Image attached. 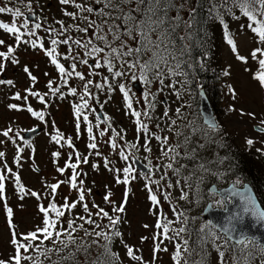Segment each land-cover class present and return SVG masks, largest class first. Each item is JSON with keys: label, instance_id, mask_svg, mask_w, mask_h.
Returning <instances> with one entry per match:
<instances>
[{"label": "snow or ice", "instance_id": "obj_1", "mask_svg": "<svg viewBox=\"0 0 264 264\" xmlns=\"http://www.w3.org/2000/svg\"><path fill=\"white\" fill-rule=\"evenodd\" d=\"M18 2L24 5V8L35 20H41L40 17H36L34 14L32 0H26V2L25 0H18ZM204 2L205 0H59L61 5L71 6L74 9V11H68L67 7L63 9V15L68 17L72 23L56 20L55 24L59 27L49 25L44 28L50 40V47H45V44L40 42L41 38L36 35L37 30L42 27L41 22L33 23L30 27L29 19L25 18L21 27L26 32L21 33L15 18L25 15L23 9L7 5L0 6V14L10 13L13 18L11 25L0 22V29L7 34H13L17 44H30L33 49L39 48L44 51L45 56L50 59V63L55 66L60 74L64 85H68L69 78L73 76L84 82L83 92L80 94L81 103L73 107L77 117L78 135L81 116L83 122L87 124L89 140L92 141L87 145L89 149H97L96 137L92 134V124L89 122V116L84 114V110L89 108V99L95 98L94 94L90 92V86H94L97 91L105 90L108 93L118 88L123 94L127 109L131 111L132 116L136 117L137 132L144 134V143L139 147L151 153V140L154 139L159 142L160 157H157V159L166 158L169 161L166 164L154 166L158 170L165 169L158 180H153L150 175L143 174L147 181L145 187L149 192V199L153 205H160L161 201L158 200L157 194H154L153 188L149 185L159 187L162 181H167L164 185L165 189L179 187V199L189 200V194L184 191V188L191 189L194 178L199 193V186L204 183L205 174L217 177L223 175L213 171L209 166L211 162L206 161L200 155V149H203L205 144L194 141L197 133H201L203 138H207L208 132L217 131L219 125L213 118L207 117L204 120V127L193 126L192 122H188L181 128L177 124V120L169 117V109H165L163 117L170 120L166 123L165 128L171 135L162 136L150 132L149 125L143 123L141 117H147L149 120L153 119L151 113L155 109V94L150 91L144 92L142 95L147 107L140 111L135 110L133 108L131 87L120 82V78H130L132 82L140 81L146 87L156 81L162 86L159 91H162L163 87L175 88V84L180 83V81H173L165 85V80L178 75L187 77L186 72L180 71L181 62L176 55L177 40L181 42L179 52L183 55L190 46L184 42H190L193 39V29L198 23L197 8L203 7ZM207 2L209 4L207 8L209 18L219 20L223 24L224 36L234 53L237 52V46L233 41L232 34L228 31V24L224 20L225 15L236 20L246 18L248 21L247 28L258 37V42L264 45V0H219V2L217 0H207ZM193 3L196 6H192ZM237 10L240 13L239 16L236 15ZM184 11H187V19L181 15ZM172 13L175 14L172 15ZM181 27L184 29V35L178 34ZM241 28H244V25H241ZM73 33H79L80 35L76 36ZM22 35L35 37V39L22 41ZM0 45H5L3 39H0ZM61 45L66 47L65 53L58 52ZM14 51L15 49L12 46H7L6 52L0 51V58L10 60L13 65H16L19 61L12 56ZM258 54L264 55V47L254 49L252 58L256 60ZM60 56L63 57L65 62L69 60L73 62L66 66L58 59ZM237 58L242 61L246 59L243 56H237ZM77 62L89 68L87 76H101L102 82L94 83L84 73L77 71ZM258 64L260 71L256 73L254 78L259 81L261 86H264V59H258ZM188 66L191 67V65ZM5 67L4 63H0V72L4 71ZM68 68L71 70H67ZM98 69L106 70L109 75H102L101 71H96ZM24 71L29 74L33 82L36 81V77L31 75L27 66L24 67ZM224 74L227 75L228 73L225 72ZM3 84L12 85L13 81L0 79V85ZM47 86L53 96L59 93L61 98L64 97L61 89L54 87L51 80H49ZM25 91L30 96L39 97L41 103H44L45 96L30 89ZM68 94L77 95V89L69 87ZM177 95H179L178 91ZM13 98L26 101L28 97H22L17 92ZM8 107L13 110H22L15 103L9 104ZM27 111L39 120L44 121L43 112L33 111L31 107H28ZM92 111L94 112L95 109H92ZM180 113L181 109L177 108L176 114L179 116ZM96 120V127L99 128L100 117L97 116ZM108 121L109 117L104 116L103 122L107 123ZM156 127L161 132L165 131V128H161L159 124ZM110 129L112 133L110 138L111 147L117 149L120 146L114 137L118 136L120 140H124V136L112 129L110 124L100 130L99 135L101 137L105 136V133ZM11 131L12 129L9 128L3 131L2 135L9 137ZM258 131L264 133V128L258 129ZM51 139L59 144L64 138L57 131ZM246 142L249 145L254 143L252 139H248ZM0 143H3V141H0ZM64 143L69 148L73 147L70 137ZM126 146L131 149H138V145L135 143L127 144L126 142ZM20 151L22 150L17 149L15 158L17 162L20 159ZM257 151H262V149H257ZM95 154L99 156L100 152L97 151ZM58 155L59 153H53V156ZM119 155L123 160L128 159L123 150L120 151ZM4 156L5 153L0 151V158ZM69 160H71V156H69ZM181 161H187V163ZM81 162L87 164L89 158L88 156H81L77 152L76 162L65 165V168L72 169V175L66 182L70 184L72 189L78 190V199L69 202L68 198L65 197L64 203L60 206H57L54 202H50L47 207L41 205L39 211L43 213L42 226H37L35 230L19 235L12 230L10 243L13 246L14 254L10 255L7 260L0 259V264H22V261H27L28 264H45V262L47 264H123L120 256L112 248L115 238L122 235L117 230L121 217L110 215L108 211L95 203L89 207V204L85 202L84 181L79 180V188L77 184V177L80 175L77 168ZM108 163L106 159L105 167L108 166ZM189 164L192 167H189ZM149 165H151V160H149ZM149 165H145V167L151 173L152 167H149ZM92 167L95 169L97 165L93 164ZM3 168L7 170L8 175L14 177L15 187L20 194V199L23 200L24 196L29 193L21 183L20 176L13 172L6 163L3 164ZM65 168H59L57 171L63 174ZM133 171L132 167H125L123 169L124 178H117L116 183L127 185L130 178H136L131 176ZM185 172H187V175H184ZM169 173L177 177L175 183L172 182ZM197 173H200V175H197ZM8 175L0 174V199L4 198L5 181L8 179ZM64 182L48 185L53 198L60 183ZM222 191L224 192L223 195H221ZM210 194L214 198V202L209 204V210L214 206H219L227 211L228 205H232V212L226 217L228 226H220L212 221H206L201 224L198 230L190 229L186 227L189 224V218L186 214L177 211V208L173 207L172 212L175 219H165L163 216L157 219L156 228L162 229V232L154 237L158 242L153 249V258L155 259V254L160 251H169L167 247H160L163 240H159V236L162 235L164 240L174 244L172 254L174 264H208L209 253L207 248L209 245L217 252V264H228L226 252L229 250L232 252L231 264H254L257 257L254 255L253 249L260 253L258 264H264V243L238 228L246 219H252L255 223L264 226V202L258 199L252 188L244 183L241 177H237L232 182V187L229 190H218ZM30 195L40 199V195L35 191L30 192ZM111 195V192L105 195L104 201L113 205V213H123L127 201V190L124 194L125 201L118 206L110 199ZM170 198L171 193L165 191L162 199L170 201ZM199 199L198 195V202ZM78 205L82 206L85 215L74 214ZM50 213H54L55 218H51ZM66 214L70 218H66ZM7 216L11 228V208L7 209ZM105 220H107L106 224L104 223ZM177 223L180 224V227H174ZM85 225H88V227H85ZM144 227L147 228L148 225H144ZM80 233H83V235H80ZM219 233L225 234L223 245L217 243L221 239ZM193 236L195 239H193ZM144 239L146 237L141 238L142 241ZM233 241L234 243L230 246V242ZM124 248L125 254L130 260L138 262V264H148L141 255L136 254L139 249L134 250L132 246L127 244H124ZM222 248L224 250H221ZM93 252H95V255H93Z\"/></svg>", "mask_w": 264, "mask_h": 264}, {"label": "rangeland", "instance_id": "obj_2", "mask_svg": "<svg viewBox=\"0 0 264 264\" xmlns=\"http://www.w3.org/2000/svg\"><path fill=\"white\" fill-rule=\"evenodd\" d=\"M32 2L34 14L36 17H40L41 20L30 21V27L33 23L41 22L42 27L37 30L36 35L41 38L40 42L44 43L45 47H50V40L44 28H47L49 25L59 27L55 24L56 20L72 23L68 17L63 15V9L65 7H67L68 11H74V9L71 6L61 5L59 0H32ZM21 5L23 4L21 3ZM22 9L24 13H28L26 8L23 7ZM6 18H11L9 23H12L13 18L11 15L0 14L1 22L7 23L8 20ZM24 19L25 17L23 16ZM15 20L17 27H20V31L25 33L26 30L21 27L20 20L17 18ZM233 25L235 26L233 41L237 46V52L234 53L230 45L220 47L221 62L228 74L224 80L221 100H219L217 109L215 110L216 122L219 125V129L217 132L209 131L208 134L218 138L222 131L226 136H231L236 148L239 150L249 146L253 149V153H256L255 150L257 149H262L261 152L264 153V133L257 132L254 129L255 126L264 128V86H261L259 81L254 78L256 73L260 71L258 59H264V55L258 54L256 60L252 58L253 50L257 47H264V45L258 42V38L254 39L248 29L237 26L238 22H235ZM73 35L79 36L80 34L73 33ZM21 37L22 41L35 39V37L27 35H22ZM0 39L5 41V45H0V51L6 52L7 46H12L15 49L13 55L19 56L17 58L19 63L16 65H13L10 60L0 58V63L6 65L4 71L0 72V79L1 76H6L7 80L13 81L12 85H0V141H3V143H0V151L5 153V156L0 158V174L8 175L7 170L3 168V164L6 163L13 172L20 176L21 183L29 193L21 200L20 194L14 185V177L8 175V179L5 181L4 198L0 199V259L7 260L10 255L14 254L13 246L10 243L12 230L19 235L35 230L37 226H42L43 213L39 211L41 205L47 207L50 202H54L57 206H60L64 203L65 197L68 198L69 202L78 199V190L72 189L70 184L66 182L72 175V169L65 168L67 163L76 162V153L78 152L81 156H88L89 158L87 164L81 162L77 168V172L80 173L77 177L78 188L80 186L79 180L82 179L84 181L85 202L89 204V207L95 203L108 211L110 215H119L121 217L117 230L122 235L117 238V250L123 264H138V262L132 261L126 256L124 244L132 246L134 250L139 249L136 254L141 255L143 260L148 262V264H174L172 260L174 244L168 240H164L162 235L159 236V240H163L160 247H167L169 251H160L155 254L156 258H153V249L158 242L154 237L159 232H162V229L156 228V222L161 216L165 219H175L172 208L176 207L178 211L179 206L182 205L184 200L179 199V187L165 189L164 185L167 181H162L159 187L149 185L153 188L154 194H157V198L161 201V204L153 205L150 201L149 192L145 187L147 183L145 176L134 168L132 160L138 158L136 160H140L145 165H149V160H151L149 167H152V171L148 175L153 180H158L162 172L165 171V169L158 170L154 166L166 164L169 161L166 158L157 159V157H160L159 142L154 139L151 140V153L139 147V145L144 143V134L137 132L136 117L132 116L131 111L127 109L123 94L118 88L108 93L105 90L97 91L94 86H90V92L94 94L95 98L89 99V108L84 110V114L89 116V122L92 124V134L96 137L97 149H89L87 145L92 141L89 140L87 124L83 122L81 116L78 135L76 127L77 117L73 107L81 103L80 94L83 92L84 82L73 76L69 78L68 85H64L60 74L55 66L50 63V59L45 56L44 51L39 48L33 49L30 44H17L13 40L14 35L7 34L2 29H0ZM221 43L224 44L222 38ZM66 50V47L63 45L58 48V52L60 53H65ZM237 56H243L246 59L242 61ZM58 59L61 63H65L66 66L73 62L71 60L65 62L62 56L58 57ZM25 66L29 68L31 75L36 77L35 82L30 79L28 73H25ZM67 70L70 71L71 69L68 68ZM77 71H81L87 76L89 68L77 62ZM96 71H101L102 75H109L106 70L98 69ZM87 78L92 79L94 83L102 82L101 76H87ZM49 80L53 82L54 87L61 89V92L64 93L63 98H61L59 93L56 96L51 94L47 86ZM120 82L126 83L131 87L133 108L135 110L140 111L147 107L142 95L144 92L150 91L155 94V109L151 113L153 119L149 120L147 117H141V121L149 125L150 132H155L162 136L171 135L165 128L166 123L170 122L168 118L163 117L165 109H169V117L177 120V124L181 128L188 124V122H192L193 126L204 127L201 117L195 116L197 107L192 104L189 91L180 89L177 85H175V88L163 87V90L159 91L162 86L156 81H153V84L147 87H144L142 82L137 81L143 88L142 93H138L132 87L136 82H132L130 78H120ZM170 83H172V80H165V85ZM69 87L76 88L77 95H69ZM26 89L45 96L44 103H41L39 97L28 95V92L25 91ZM177 91L179 95H177ZM17 92L22 97L27 96V100H15L13 97ZM13 103L17 104L22 110L10 109L8 105ZM28 107H31L33 111L43 112L44 121L39 120L28 112ZM177 108L181 109L179 116L176 114ZM92 109H95V111L93 112ZM100 110H102L104 116L109 117L108 123L111 125V128L124 136V140H120L118 136L114 137L120 146L117 149L111 147V129L105 133V136L101 137L99 135L100 130L105 128L102 123H100L99 128L96 127V116ZM157 124L161 128H165V131L161 132L156 127ZM38 126H41L43 130L35 135L33 140L27 141V143L21 140V132L24 133V131L26 132V130L28 131ZM9 128L12 129L9 132V136L13 137L16 141L9 140V137L2 135L3 131ZM14 130L18 131L17 136L14 135ZM57 131L64 138L59 144L51 139L52 135H55ZM69 137L72 140V148H69L64 143ZM198 137L203 138L201 133H197L194 137L195 142L200 141ZM248 139H252L254 143L248 145L246 142ZM126 142L127 144H137L138 149L128 148ZM17 149L22 150L19 153L20 159L18 162L15 159ZM121 150L128 156L127 160L120 158L119 153ZM97 151L100 152L99 156L95 154ZM53 153H59V155L53 156ZM69 156H71V160H69ZM106 159L109 162L107 167H105ZM93 164L97 165L95 169L92 167ZM215 166L217 169L214 171L223 175L217 177L205 174L204 183L199 187H205L207 183H210L215 184L218 188H223L237 179L232 178L226 181L225 176L229 174L224 172L225 168L220 166V164ZM125 167H132L134 171L131 173V176L136 178H130L127 185L123 183L117 184V178H124L123 169ZM59 168H65V172L61 174L57 171ZM262 170L264 171V168ZM169 174L171 175L172 182L175 183L177 177L171 173ZM184 175H187V172ZM197 175H200V173H197ZM61 181L65 182L60 183L53 198L48 185ZM194 188L188 189L185 187L184 191L188 192L190 197L194 193L193 191L196 190ZM89 189L91 190L90 192L88 191ZM126 190L127 201L125 203V211L123 213H113V205L104 201L105 195L111 192L110 199L118 206L125 201L124 194ZM32 191L37 192L40 195V199L31 196L30 192ZM165 191L171 193L170 201L162 199ZM207 202H214V198L209 192ZM204 207L205 204L200 209L201 221L199 218L193 216L192 218L195 219H190L189 217V223L200 221L202 224L205 222L201 216ZM214 207L220 208L219 206ZM8 208L12 209L11 228L7 216ZM193 213L196 214L197 211L194 210ZM74 214L85 215L79 205ZM50 217L55 218V214L50 213ZM66 218H70V216L66 214ZM104 223L106 224L107 220ZM144 225H148V227L145 228ZM85 227H88V225H85ZM174 227H180V224L177 223ZM142 237H146V239L142 241ZM217 243L223 245V239ZM221 250L224 249L222 248ZM229 251L226 252V259L228 264H231L232 257ZM253 253L257 257L254 264H258L260 253L255 249H253ZM217 260V252L213 248L208 264H217ZM27 263V261H22V264Z\"/></svg>", "mask_w": 264, "mask_h": 264}, {"label": "trees", "instance_id": "obj_3", "mask_svg": "<svg viewBox=\"0 0 264 264\" xmlns=\"http://www.w3.org/2000/svg\"><path fill=\"white\" fill-rule=\"evenodd\" d=\"M217 2H219V0H217ZM3 5H7L9 7H24L23 5H21V3L18 2V0H0V6ZM192 6H196L195 3H193ZM208 6L209 4L207 0H205L203 7L197 8L198 23L194 26L193 29V39L190 42H184L186 44H189L190 46L187 51L184 52L183 55H181L179 52L181 42L177 40L176 55L179 61L181 62L180 71L186 72L187 77L183 75H178L168 78L172 80V82L180 81V83H177L175 85H177L180 89L189 91V96L192 100V104L197 107L195 111V116L197 115L198 117L200 116L198 109V105L200 102V90L204 91L215 115V110L218 106L217 104L219 100H221V93L226 77L224 73L227 72L226 69L223 67V63L221 62L220 58V47H222L223 45H229L227 43V39L224 36V26L220 23L219 20L209 18L207 12ZM5 14L11 15L7 13ZM174 14L175 13H172V15ZM181 15L184 16L185 19H187V11L182 12ZM236 15H240L238 10L236 11ZM6 19L8 20L7 23H9V20L11 18ZM17 19L20 20L21 24L23 23V17H19ZM224 20L228 24V31L232 34L233 39L235 37V26L233 25L235 22H238L237 26L241 27V25H244V29H248V21L246 20V18L236 20L233 19L231 16L225 15ZM9 24L11 25V23ZM178 34L184 35L183 27L178 30ZM251 35L254 39L258 38L252 32ZM221 38L224 44L221 43ZM21 45L26 44L21 43ZM12 56L14 57L13 54ZM15 58H18V56H16ZM188 65H191V67H189ZM144 87L146 86L144 85ZM13 133L15 136L18 135L17 130H14ZM9 140L14 141L15 139L9 136ZM198 140H200L199 143L205 144V147L203 149H200V155L206 161L211 162L209 166L212 168L213 171L217 169L215 165L220 164V166H223L225 168L224 172L229 174L225 176L226 181L237 177L243 178V182L249 184L254 189L258 199L261 202H264V171L262 170L264 168V153L257 150H255L256 153H253V149H251L249 146L242 150H239L238 148H236L235 142L231 138V136H226V134L222 133V131L220 132V136H218V138L208 134L207 138L198 137ZM183 163H187V161H184ZM189 167H192V165L189 164ZM210 185V183H207L205 187H199L198 193L195 185V180L193 179V187H195L196 190L193 191L194 193L190 195L189 200H184L182 205L179 206L178 211L184 212L188 218L190 217V219L195 216L200 220V209L208 201V188ZM198 195L200 197L199 202ZM192 209L193 211H197V213L194 214ZM200 221L191 222L186 225V227H189L193 230H198L201 226ZM202 222L204 221L202 220ZM78 223H80V221ZM80 235H83V233H80ZM219 235L221 236V239H223L224 244L223 235L220 233ZM193 239H195L194 236ZM231 244L232 243H230V246ZM117 246L118 241L117 238H115V240L113 241L112 248L113 251L118 254ZM207 250L209 253V262L213 247L209 245ZM229 252L232 257V252ZM93 255H95V252H93ZM45 264H47V262H45Z\"/></svg>", "mask_w": 264, "mask_h": 264}, {"label": "water", "instance_id": "obj_4", "mask_svg": "<svg viewBox=\"0 0 264 264\" xmlns=\"http://www.w3.org/2000/svg\"><path fill=\"white\" fill-rule=\"evenodd\" d=\"M26 18L29 19V21H35V18L31 14H27ZM133 88H135L138 93H141V88L139 87L138 83L133 84ZM199 113H200V116H201V119H202L203 123H204L205 118H207V117L213 118L215 120V122H216V118H215L214 112H213V110H212V108L210 106V103H209V101H208V99H207V97H206V95H205L203 90H200ZM98 116L100 117L101 122L106 127H108L109 123L108 122L107 123L103 122V116H102L101 111L98 112ZM42 129H43L42 127H37V128H34V131H33V129L29 130V131H26V132H24L21 135V138L23 140H26V141L32 140L35 137V135H37L39 132L42 131ZM254 129L257 132H260V131H258V129H261V127L255 126ZM260 133H262V132H260ZM134 163H135V166L140 171H142L144 173H148L149 172V169L146 168L145 165L142 164L140 161L134 160ZM231 187H232V183H230L228 186H226L224 188H220V189H218L216 187V185H212L209 188V192L212 193V192H216L218 190H229ZM252 190H253L254 194L256 195V193H255L253 188H252ZM223 194H224V192L222 191L221 195H223ZM209 204H212V203H207L206 206L202 210V218H203V220L204 221H212L214 224H217V225H220V226H228L226 217L231 214L232 205H228V210L225 211L223 208H217V207H213L211 210H209V208H208ZM238 228L243 230L247 235L254 236L261 243H264V226L255 223L252 219H246L242 225L238 226ZM220 234H222L225 237L224 233H220ZM230 243H234V241L230 242Z\"/></svg>", "mask_w": 264, "mask_h": 264}, {"label": "flooded vegetation", "instance_id": "obj_5", "mask_svg": "<svg viewBox=\"0 0 264 264\" xmlns=\"http://www.w3.org/2000/svg\"><path fill=\"white\" fill-rule=\"evenodd\" d=\"M102 115H103V113H102ZM97 116H98V112H97ZM96 116V117H97ZM104 117V116H103ZM134 159H138V158H134ZM134 159L132 160V163H133V166H134V168L138 171V172H141V173H143V174H149V172L148 173H144V172H142V171H140V170H138L137 168H136V166H135V164H134ZM140 161V160H139ZM182 163L184 162V161H181ZM144 164V163H143ZM145 165V164H144ZM194 180H195V178H194ZM229 185V184H228ZM227 185V186H228ZM218 188V187H217ZM224 188V187H223ZM219 189V188H218ZM210 203H212V202H210ZM213 204V203H212Z\"/></svg>", "mask_w": 264, "mask_h": 264}, {"label": "bare ground", "instance_id": "obj_6", "mask_svg": "<svg viewBox=\"0 0 264 264\" xmlns=\"http://www.w3.org/2000/svg\"><path fill=\"white\" fill-rule=\"evenodd\" d=\"M26 14V13H25ZM25 16V15H24Z\"/></svg>", "mask_w": 264, "mask_h": 264}]
</instances>
